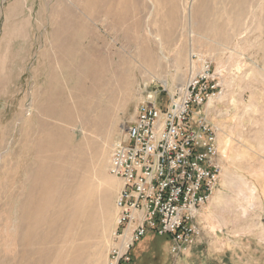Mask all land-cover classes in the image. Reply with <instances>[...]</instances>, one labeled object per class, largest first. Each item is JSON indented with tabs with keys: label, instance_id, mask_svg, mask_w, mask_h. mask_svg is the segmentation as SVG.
I'll list each match as a JSON object with an SVG mask.
<instances>
[{
	"label": "rangeland",
	"instance_id": "374dc122",
	"mask_svg": "<svg viewBox=\"0 0 264 264\" xmlns=\"http://www.w3.org/2000/svg\"><path fill=\"white\" fill-rule=\"evenodd\" d=\"M192 54L219 77L209 119L219 127L214 117L240 112L263 144L264 0H0V264L107 263L117 224L113 144L145 86L184 83ZM224 188L231 196L199 218L190 252L175 260L169 238L148 230L129 264H264V199L248 197L240 176ZM97 212L104 225L91 234Z\"/></svg>",
	"mask_w": 264,
	"mask_h": 264
},
{
	"label": "built area",
	"instance_id": "2783aa9c",
	"mask_svg": "<svg viewBox=\"0 0 264 264\" xmlns=\"http://www.w3.org/2000/svg\"><path fill=\"white\" fill-rule=\"evenodd\" d=\"M191 62L184 83L145 86L136 118L113 144L108 169L122 185L106 264L130 263L131 250L148 230L170 236L175 260L202 237L200 211L222 172L219 127L207 108L222 89L209 59L192 54Z\"/></svg>",
	"mask_w": 264,
	"mask_h": 264
},
{
	"label": "crops",
	"instance_id": "0c3cea01",
	"mask_svg": "<svg viewBox=\"0 0 264 264\" xmlns=\"http://www.w3.org/2000/svg\"><path fill=\"white\" fill-rule=\"evenodd\" d=\"M227 117H229L228 120L225 118L223 119L214 117V120L220 127V131L218 134V146L221 156L220 159L222 172L219 183L216 187V190L214 191L211 200L201 208L200 218L204 220L208 219L207 217L214 210H217L219 207H221L223 203L226 202V198L231 196L230 194H228V190L224 188V186L227 184V178L230 176H240L244 181L248 183V197L251 198L252 196H259L260 199H264V182L262 181L263 179H261V177L264 176V143L261 144L260 142L253 140V138L249 134L250 132L248 133L246 131V121L245 118L240 115V112H236L233 115H231L230 112ZM240 137L244 138L246 142L240 140ZM246 149H249L250 155L247 156L244 160L242 159V152L247 153ZM239 152L241 154H239ZM257 156L260 157L259 160L256 159ZM240 159L242 161H240ZM237 160H239V162H242V164L236 165L238 163H235ZM253 161H257V163H252ZM255 178H258V180H256ZM259 178L263 183H261ZM116 179L119 191L121 188V180L119 178ZM253 188L254 190H251ZM213 219L214 218L212 216V220Z\"/></svg>",
	"mask_w": 264,
	"mask_h": 264
},
{
	"label": "bare ground",
	"instance_id": "6f19581e",
	"mask_svg": "<svg viewBox=\"0 0 264 264\" xmlns=\"http://www.w3.org/2000/svg\"><path fill=\"white\" fill-rule=\"evenodd\" d=\"M208 11V10H207ZM208 14V13H207ZM212 15V14H211ZM204 18V17H203ZM209 19V18H208ZM204 20V19H203ZM165 57V56H164ZM166 58V57H165ZM212 101V100H211ZM210 101V102H211ZM209 102V103H210ZM243 139V138H242ZM241 140V139H240ZM227 141V140H226ZM244 141V140H243ZM245 142H246V140H245ZM238 146V145H237ZM232 147V146H231ZM244 148V147H243ZM235 149V148H234ZM233 149V150H234ZM239 149V148H238ZM247 150V149H246ZM245 150V151H246ZM232 151V150H231ZM243 151V150H242ZM248 152V151H247ZM107 153H108V150H107V148H106V144H104L103 146H102V148L99 150V152H98V154H97V156H98V159L100 160V169L102 170L103 169V163H104V161L106 160V156H107ZM243 153V152H242ZM246 153V152H245ZM239 154H241L240 152H239ZM245 155V154H244ZM238 157V156H237ZM232 159V158H231ZM235 160V159H234ZM244 160H245V158H244ZM238 162H239V160H237ZM236 161V162H237ZM240 161H241V159H240ZM235 162V161H234ZM240 164H241V162H240ZM100 171V170H99ZM88 174V173H87ZM261 177V176H260ZM113 178V177H112ZM110 178V179H107V181H109V180H111V181H116V179L115 178ZM256 180H258V178H255ZM261 179H262V177H261ZM259 180H260V178H259ZM83 182H82V187L80 188L81 189V192H85V195H90L91 193H93L94 192V184L92 183V181L91 180H89V176H85V179L84 180H82ZM261 181V180H260ZM264 182V181H263ZM262 181H261V183H263ZM259 183V182H258ZM257 184V183H256ZM260 184V183H259ZM264 184V183H263ZM262 184V185H263ZM261 186V185H260ZM262 187V186H261ZM251 190H254V188L253 189H251ZM253 192V191H252ZM256 192V191H255ZM253 194V193H252ZM103 196H105V194H103ZM82 201H86V198H82V200L80 201V205L81 204H83V202ZM101 202H104V199L101 197ZM76 205V204H75ZM79 205V204H78ZM96 205V204H95ZM79 207V206H78ZM83 207V206H82ZM80 209V208H79ZM36 213V212H35ZM39 216V215H38ZM38 217H37V214H35V215H31V216H29V223L27 224V232L26 233H28L27 235V238H26V240L29 242V243H31V242H36L37 241V230H38V224H39V222H38V219H37ZM91 220H92V222H90V230H89V232L91 233V234H93V233H101V232H99V229L104 225V214H103V212H97V213H93L92 214V218H91ZM90 220V221H91ZM98 228V229H97ZM104 230V229H103ZM105 233V232H104ZM103 233V234H104ZM102 234V235H103ZM26 235V234H25ZM129 237V234H126L125 236H124V239H127ZM40 241V240H39ZM28 243V244H29ZM36 244V243H35ZM32 245V244H31ZM101 252V251H100ZM61 254V253H60ZM58 259V261L55 263V264H61V262H60V260H61V258H57ZM77 261H79L78 263H77ZM70 264H85V260H83V259H74Z\"/></svg>",
	"mask_w": 264,
	"mask_h": 264
},
{
	"label": "trees",
	"instance_id": "16d2710c",
	"mask_svg": "<svg viewBox=\"0 0 264 264\" xmlns=\"http://www.w3.org/2000/svg\"><path fill=\"white\" fill-rule=\"evenodd\" d=\"M156 235H159L158 233H156V232H154ZM161 236V235H160ZM164 236H166L167 238H169V240H170V236L169 235H164ZM132 259H133V257H132ZM130 263H132V261L130 262ZM129 264V263H128Z\"/></svg>",
	"mask_w": 264,
	"mask_h": 264
}]
</instances>
